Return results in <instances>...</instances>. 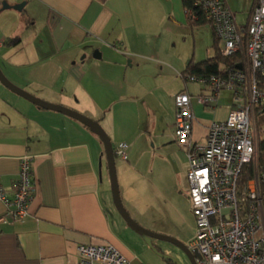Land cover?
<instances>
[{
    "label": "crops",
    "instance_id": "crops-1",
    "mask_svg": "<svg viewBox=\"0 0 264 264\" xmlns=\"http://www.w3.org/2000/svg\"><path fill=\"white\" fill-rule=\"evenodd\" d=\"M4 1L25 6L3 9ZM184 10L182 0H0V67L37 97L98 121L114 148L125 143L127 160L138 163L160 123L174 138L175 95L208 92L201 85L191 92L186 82L172 88L164 75V65L184 68L167 43L189 32ZM217 107L193 102V139L205 140L210 124L233 109L208 117ZM24 155L32 157L37 189L22 219L7 216L0 202V264H77V247L87 243H112L133 264L151 263L154 249L114 205L99 136L0 82V180L10 196ZM175 168L180 179L184 167Z\"/></svg>",
    "mask_w": 264,
    "mask_h": 264
},
{
    "label": "built area",
    "instance_id": "built-area-1",
    "mask_svg": "<svg viewBox=\"0 0 264 264\" xmlns=\"http://www.w3.org/2000/svg\"><path fill=\"white\" fill-rule=\"evenodd\" d=\"M205 19L222 43L224 56L242 52L244 62L223 75H187L208 92L192 95L186 91L175 97L174 137L186 152L187 189L197 232L189 248L196 249L197 264H264V203L258 168L243 185L247 168L256 163L255 136L258 111L264 108V0H255L246 24H240L228 0H198ZM196 21L193 10H185ZM224 89L234 91L236 108L225 120H214L206 139H193V102L203 107L217 105ZM125 143L114 148L116 158L128 159ZM256 165V164H255ZM37 189L32 157L20 159L14 194L10 196L0 180V202L6 215L22 219L29 214ZM77 264H133L112 243H87L77 247Z\"/></svg>",
    "mask_w": 264,
    "mask_h": 264
},
{
    "label": "rangeland",
    "instance_id": "rangeland-1",
    "mask_svg": "<svg viewBox=\"0 0 264 264\" xmlns=\"http://www.w3.org/2000/svg\"><path fill=\"white\" fill-rule=\"evenodd\" d=\"M228 2L232 10L237 13L238 22L246 24L255 0H228ZM183 13L189 26V32L178 38L165 37H168V49L171 50L174 56L184 62V71L189 59L201 61L214 56L217 39L210 23L192 27L185 10ZM220 46H222L221 42H219V48ZM164 67V71H166L164 75L170 87H181L183 89L185 82L180 76L183 71L175 73L174 69L165 65ZM187 85L191 92H196L200 84L187 82ZM262 89L264 90V86ZM217 100L218 107L216 109H207V116L210 118L223 119L230 108L237 107L234 91L231 89L222 90ZM258 120L259 118H257L255 128L257 142L260 137H264V125H259ZM201 121L205 122V120ZM204 132L202 128H199L195 132V136H200L201 138ZM171 134L172 130L168 129L165 124L160 123L154 133L157 136H153L148 147L142 150L139 149L136 153V155L138 154V163L135 158L134 160L136 161H133L130 152L129 160L117 157L115 160L117 178L123 204L137 222L144 227H146L145 225L149 226L146 228L151 231L170 235L189 246L196 236L197 225L187 189L188 157L185 152L182 153V148L175 141V137L170 136ZM199 140L201 142L204 141L202 138ZM177 151H181V153ZM136 163L138 169L132 171ZM176 165L184 167L180 179L175 175L177 172ZM110 187L109 178V189ZM181 193L184 198L180 196ZM153 243L162 246V252H165V247L170 248L171 256L177 258L182 264H190L185 254L177 246L158 239H154ZM151 253L153 255L152 261L146 264H168L165 259L153 250Z\"/></svg>",
    "mask_w": 264,
    "mask_h": 264
},
{
    "label": "water",
    "instance_id": "water-1",
    "mask_svg": "<svg viewBox=\"0 0 264 264\" xmlns=\"http://www.w3.org/2000/svg\"><path fill=\"white\" fill-rule=\"evenodd\" d=\"M25 6V3H19L16 5H9L6 1L3 2V9H15V10H22L23 7ZM241 68V65L239 66ZM0 82L7 87L10 91L13 93L22 96L23 98L27 99L28 101L34 103L35 105H38L40 107H43L47 110H54L61 112L65 115H68L86 126H88L91 131H93L95 134L99 136L101 139L105 153H106V158H107V163H108V170H109V176H110V183H111V191H112V197H113V202L118 210L119 214L123 217V219L126 221L127 225L133 229L135 232H137L141 237L144 239V241L154 249V251L157 252L158 255H160L163 259L166 261H171L173 264H182L177 258L171 256L170 254L164 253L162 251H159L155 245L153 244L154 239L158 240H163L166 242H169L175 246H177L187 257L189 260L190 264H197V259L200 258L199 252L194 249H190L189 246H187L185 243L182 241L178 240L175 237H172L170 235H165L161 233H157L154 231H151L145 227H143L141 224H139L136 220L133 219V217L130 215V213L127 211L126 207L123 204L121 193H120V188H119V182L117 178V171H116V153L114 151V146L112 145L111 138L105 131V129L101 126V124L78 112L75 111L71 108L51 103L48 101H45L36 95L30 93L29 91L25 90L24 88L18 86L14 82H12L4 73L2 68L0 67Z\"/></svg>",
    "mask_w": 264,
    "mask_h": 264
},
{
    "label": "trees",
    "instance_id": "trees-1",
    "mask_svg": "<svg viewBox=\"0 0 264 264\" xmlns=\"http://www.w3.org/2000/svg\"><path fill=\"white\" fill-rule=\"evenodd\" d=\"M197 1L198 0H182L183 7L185 10H189V9L193 10L198 15V19L196 21L195 20L191 21L189 19L190 25L192 27L209 23L205 19L204 14H202L200 7L196 5ZM215 45H216L215 46L216 49L214 56L206 58L201 61H194L193 59H191L188 62L185 70L181 73L182 77L185 78V76L187 75H198V76L218 75L219 76L225 74L227 72L226 71L227 69L235 68L239 66L240 63L244 62L245 56L242 52H238L233 56H224L220 51L218 39L216 40ZM183 80L184 82L187 83V80L185 79ZM262 85L264 86V83H262ZM257 118H259L258 124L264 125V108L262 109L261 112L258 111ZM257 118H256V125H257ZM256 167L258 168L261 179V191H262L263 203H264V137H260L258 141L256 163L253 162L247 168L246 172L243 174V178H242L243 185L246 184L255 175ZM169 262L172 263L171 261Z\"/></svg>",
    "mask_w": 264,
    "mask_h": 264
}]
</instances>
